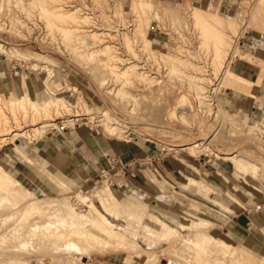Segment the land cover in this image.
Masks as SVG:
<instances>
[{"label": "rangeland", "instance_id": "rangeland-1", "mask_svg": "<svg viewBox=\"0 0 264 264\" xmlns=\"http://www.w3.org/2000/svg\"><path fill=\"white\" fill-rule=\"evenodd\" d=\"M31 1L0 0V172L11 181L0 176V264H264V0H230V11L218 0ZM117 58L143 80L120 74ZM242 64L258 78L238 75ZM36 104L50 114L30 122ZM78 126L144 145L128 161L152 159L133 175L112 170V185L101 169L86 188L28 155ZM17 160L31 181L14 178ZM218 164L232 174L205 172ZM251 199L256 231L228 225Z\"/></svg>", "mask_w": 264, "mask_h": 264}, {"label": "crops", "instance_id": "crops-1", "mask_svg": "<svg viewBox=\"0 0 264 264\" xmlns=\"http://www.w3.org/2000/svg\"><path fill=\"white\" fill-rule=\"evenodd\" d=\"M165 1L175 2L179 0ZM199 1L210 2L211 0ZM216 6L219 9H226L228 11L233 9V4L230 2V0H218ZM241 69L242 71L238 72V75L251 78L256 74V78H258L257 76L260 69L255 70L253 67L245 64H242ZM143 147L144 145L138 142L115 140L106 134L99 133L90 127L88 128L86 126H78L74 127L73 130L64 131L62 136L58 135L57 139L52 142L46 138L40 142H35L32 146H30L28 155L34 162H36V164H44L43 161L45 157L50 156L53 158V160H46L48 169L52 171H49V173H52L54 176H57V174L58 176L67 175L69 178L72 177L74 182H77L79 186L88 188L90 185L95 183L93 180L95 175L98 174L99 170L109 167L108 158L112 156H118L121 162H126L132 157H143V154H148V152H144ZM3 156L7 155L3 154ZM8 159H10V157H8ZM16 163L18 164L16 165ZM167 165L168 164L166 163V166ZM25 166L26 165L24 164H20L19 160L15 162V165L12 163L9 164V168L12 170L11 173L19 182L23 180L31 181L30 176H33V172H31L32 169H28ZM227 168L223 166V164H218L217 166L212 167L211 170H205V172L212 171V173L214 172L219 175L222 174V176L231 175L232 171ZM166 169L169 171L171 179L177 181L178 174H181L182 171L171 164H169ZM255 203L256 201L252 199L250 202H244V204L241 205L243 210L236 208L234 214H231L230 217H227L226 223L238 230L240 228L244 229V227L247 225L249 228L248 231L251 228V230L256 231L255 227L253 226V218L255 215H257L255 214L256 212H254V210L257 211V209L254 208ZM245 211L247 214H245ZM232 227H229V230ZM258 246V248L264 250V241H262L260 244L258 243Z\"/></svg>", "mask_w": 264, "mask_h": 264}, {"label": "bare ground", "instance_id": "bare-ground-1", "mask_svg": "<svg viewBox=\"0 0 264 264\" xmlns=\"http://www.w3.org/2000/svg\"><path fill=\"white\" fill-rule=\"evenodd\" d=\"M32 1H33V0H32ZM32 1H31V2H32ZM38 5H39V4H38ZM72 13L74 14V12H72ZM72 13H71V14H72ZM56 14H57V13H56ZM61 14H62V13H61ZM71 14H70V15H71ZM73 14H72V16H70L71 18L73 17ZM67 15H68V14H67ZM141 16H142V15H141ZM77 17H78V16H77ZM139 17H140V16H139ZM79 18H80V17H79ZM85 18H86V17H85ZM77 19H78V18H77ZM74 20H75V19H72V21H74ZM140 20H141V19H140ZM76 22H77V21H76ZM138 22H139V20H138ZM74 23H75V22H74ZM201 23H202V21H201ZM205 23H206V22H205ZM75 24H76V23H75ZM203 24H204V22H203ZM143 25H144V24H143ZM204 25H205V24H204ZM202 27H203V26H202ZM204 27H205V26H204ZM210 28H211V27H210ZM207 29H208V28H207ZM208 30H209V29H208ZM76 31H77V29H76ZM210 33H211V32H210ZM93 35H94V34H93ZM219 38H220V37H219ZM221 38H222V37H221ZM98 40H99V39H98ZM218 40L220 41L221 39H218ZM221 41H222V40H221ZM221 41H220V42H221ZM218 44H219V42H218ZM221 44H222V43H221ZM108 46H109V45H108ZM224 46H225V45H224ZM110 47H111V46H110ZM220 47H221V46H220ZM227 47H228V46H227ZM216 48H218V45H216ZM106 49H109V48L106 46L104 50H106ZM227 49H228V48H227ZM101 50H103V49H101ZM220 50H221V49H220ZM225 51H226V50H225ZM217 53L220 54L221 52H220L219 50H217V51H216V54H217ZM217 56H218V55H217ZM109 58H110V57H109ZM113 58H114V57H113ZM252 59H253V58H252ZM116 60L119 61L120 64H122V66H124V65L126 64L125 67L119 68V72H120V74H122V75L124 74L125 76L131 77V78L133 77V78H134V81H132L133 83H137V84H138V82L142 81V80H143L142 78L145 77L144 72H140V71H136V72H135V71H133L136 65H135V64H134V65H133V64H130L131 62H128V59H127V62H126V63H125V61H124V60H126V59H123V58H117ZM250 60H251V59H250ZM256 61H257V60H256ZM108 64H109V63H108ZM259 64H260V63H259ZM108 66H109V65H108ZM108 66H107V67H108ZM110 66H111V68L114 67L113 65H110ZM112 66H113V67H112ZM103 67H104V66H103ZM115 67H116V66H115ZM111 71H112V70H111ZM115 71H116V70H115ZM112 72H114V70H113ZM226 73L232 78V72L226 71ZM263 73H264V69H263V72H262L261 76H263ZM124 75H123V76H124ZM226 76H227V75H226ZM229 76H228V77H229ZM124 79H125V78H124ZM126 79H127V78H126ZM238 80H239V79H238ZM242 80H243V79H242ZM128 81H129V80H128ZM128 81H127V82H128ZM130 81H131V80H130ZM130 81H129V82H130ZM226 82H227V81H226ZM123 83H124V82H123ZM130 83H131V82H130ZM131 84H132V83H131ZM224 84H225V83H224ZM226 85H227L228 88H229V87H233V88H234V87H238V88H240L241 91H242V89H244V90H245V93H250L251 96H253V94H254V93H251V89H246V88H244V86L236 85V84H234V83L232 82V80H231V82H229V83L226 84ZM248 86L256 87L257 85H256V83H250V81H248ZM125 96H126V95H125ZM25 99H28V98L24 96L22 99L18 100V102L23 101V100H25ZM57 102H58V100H57ZM11 103H13V102H11ZM58 103H59V102H58ZM31 104H32L33 107H34V108H32V109H34L33 111H36V109H35V105H34L35 103H34V104L31 103ZM44 104H45V103H44ZM49 104H51V103L49 102ZM49 104L47 103V106H48V107H49V106L51 107V105H49ZM60 104H61V103H60ZM36 105H37V104H36ZM53 105H55V102L53 103ZM56 105L58 106L57 103H56ZM61 105H63V104H61ZM13 106H14V105H13ZM37 106H38V105H37ZM45 106H46V105H45ZM45 106H44V108H40L39 106H38L37 108H39V110L42 109V111H43V110L47 107V106H46V107H45ZM59 106H60V105H59ZM59 106H58V107H59ZM63 106H64V105H63ZM50 107H49V108H50ZM67 107H68V106H67ZM12 108H13V107H12ZM56 108H57V107H56ZM61 108H62V107H61ZM61 108L59 107V109H61ZM65 108H66V107H65ZM68 108H69V107H68ZM68 108H67L66 111H70V108H69V109H68ZM53 109H54V107H53ZM53 109H52V111H53ZM63 109H64V108H63ZM47 111H48V110H47ZM52 111H51V113H52ZM54 111L56 112V114H57L58 112H59V113H62V112H60V110H55V109H54ZM54 111H53V112H54ZM62 111H63V110H62ZM75 112H76V111H75ZM49 114H50V113L46 112V110L43 111V112L37 110V112H33V113L31 114L30 117H28V116H27V117L30 119V120H28V121H30V122H35V121H37L39 118L46 117V116H48ZM52 114H55V113H52ZM3 116H4V115H3ZM25 116H26V114H25ZM23 117H24V116H23ZM0 119H1V118H0ZM3 119H4V118H3ZM23 119H24V118H23ZM5 120H6V119H5ZM73 120H74V119H73ZM23 121H25V120H23ZM71 121H72V120H71ZM0 123H1V122H0ZM4 123H5V122H4ZM19 123H20V122H19ZM5 124H6V123H5ZM33 124H34V123H33ZM44 124H45V123H44ZM47 124H48V123H47ZM109 124H110V123H109ZM18 125H20V124L17 123V126H18ZM42 126H45V125H42ZM42 126H40V127H39V126H38V127H35L34 130H37L36 132H39V130H40V128H41ZM104 126H105V125H104ZM109 126H110V125H109ZM3 127H4V126H3ZM5 127H6V126H5ZM9 128H10V127H9ZM108 129H109L110 132H111V131H112V132L114 131L113 133H116V134H119V135L123 133V131H121L120 129H118L116 126H110V127H108ZM5 130H6V129H5ZM115 131H116V132H115ZM24 132H25V131H24ZM34 132H35V131H34ZM17 134H18V133H15L14 135H17ZM21 134H22V133H21ZM19 135H20V134H18V136H19ZM8 137H9V136H8ZM6 140H7V139H6ZM0 141H1V140H0ZM14 145H15V144H14ZM15 147H18V146H15ZM15 149H16V148H15ZM21 153H22V152H21ZM224 156H225V158H229V159H232V158H240V156H238V155H236V154H234V153H225ZM2 167H3V166H2ZM0 168H1V167H0ZM2 169H4V168H2ZM2 169H0V170H2ZM2 171H3V170H2ZM4 171H5V170H4ZM0 176H1V177L3 176V175H1V172H0ZM5 176H6V175H5ZM1 177H0V178H1ZM3 178H4V177H2V180L5 179V178H4V179H3ZM7 178H8V177H7ZM7 178L5 179L6 182H7V180H8ZM0 180H1V179H0ZM0 182H1V181H0ZM9 182H11V181L8 180V183H9ZM12 183H13V182H12ZM5 184H6V183H5ZM5 184H2V185L4 186ZM10 184H11V183H10ZM10 184H9V185H10ZM0 186H1V185H0ZM3 186H2V187H3ZM11 186H12V184H11ZM5 187H6V186H5ZM6 188H9V187H6ZM18 193H19V192H18ZM0 196H1V195H0ZM2 199H4V198H2ZM6 200H7V199H6ZM102 200H103V199H102ZM62 201H63V200H62ZM52 202H54V201H52ZM52 202H51V203H52ZM102 202H103V201H102ZM51 203H50V204H51ZM54 203H55V202H54ZM54 203H53V204H54ZM63 203H64V202H63ZM41 204H42V203H41ZM55 204H56V203H55ZM66 204H67V203H66ZM66 204H64V206H66V207H64V206H63V207H64V208H67V212H69L70 214H72V213L74 214L72 208H70V207H69L68 205H66ZM47 205H49V203H48ZM51 205H52V204H51ZM57 205H58V203H57ZM57 205H56V206H57ZM61 207H62V205H61ZM64 210H65V209H64ZM61 211H62V210H61ZM16 212H17V211H16ZM32 212H35V211H32ZM32 212H31V213H32ZM17 213H18V212H17ZM29 213H30V212H29ZM15 215H16V213H15ZM24 215H25V214H24ZM24 215L22 214L23 217H24ZM62 215H63V213H62ZM66 215H68V213H67ZM75 215H76V214H75ZM75 215H74V216H75ZM8 216H9V215H8ZM101 216H103V215H101ZM153 216H155V215H153ZM68 217H69V215H68ZM83 217H85V216L83 215ZM103 217H104V216H103ZM12 218H13V217H12ZM30 218H31V217H30ZM57 218H58V217H57ZM59 218H60V217H59ZM72 218H73V217H72ZM85 218H86V217H85ZM85 218H84V219H85ZM155 218H157V217L155 216ZM23 219H24V218H23ZM25 219H26V218H25ZM74 219H75V218H74ZM76 219H77V218H76ZM81 219H82V217H81ZM86 219H87V218H86ZM86 219H85V220H86ZM160 219L162 220V218H160ZM160 219H159V220H160ZM21 220H22V218H21ZM9 221H10V220H9ZM75 221H76V220H75ZM88 221H89V219H88ZM21 222H22V221H21ZM21 222H20V224H22V226H24L23 223H25V222H23V223H21ZM58 222H59V221H58ZM71 222H72V221H71ZM85 222H86V221H85ZM93 222H94V221H93ZM77 223H78V222H77ZM83 223H84V221H83ZM83 223H82V224H83ZM87 223H88V222H87ZM87 223H86V224H87ZM89 223L92 224L91 221H89ZM107 223H109V222H107ZM1 224H2V223H1ZM28 224H29V223H28ZM86 224H84V226H85ZM109 224H110V223H109ZM34 225H35V224H34ZM34 225L31 224V227L34 228V227L36 226L35 229H37V225H35V226H34ZM48 225H49V224H48ZM111 225H112V224H110V227H111ZM20 226H21V225H20ZM22 226H21V227H22ZM28 226H29V225H28ZM42 226H43V225H42ZM77 226H78V225H77ZM79 226H80V225H79ZM82 226H83V225H82ZM91 226H92V225H91ZM1 227H2V226H1ZM21 227H20V228H21ZM27 228H28V227H26V229H27ZM52 228H53V227H52ZM76 228H77V227H76ZM79 228H82V227H79ZM23 229H24V228H23ZM28 229H29V228H28ZM40 229H41V228H40ZM47 229H48V228H47ZM47 229H46V230H47ZM30 230H32V229H30ZM53 230H54V229H53ZM83 230H84V228H83ZM85 230H86V229H85ZM85 230H84V231H85ZM89 230H90V229H89ZM109 230H110V229H109ZM111 230H112V229H111ZM11 231H12V230H11ZM26 231H27V232H25V233L28 234V230H26ZM35 231H36V230H35ZM47 231H48V230H47ZM76 231H77V230H76ZM78 231H79V229H78ZM80 231H81V230H80ZM17 232H18V231H17ZM53 232H54V231H53ZM90 232H91V231H90ZM21 233H22V232H21ZM29 233H30V232H29ZM35 233H37V231H36ZM41 233H42V231H41ZM43 233H45V232H43ZM46 233H48V232H46ZM78 233H79V232H78ZM81 233H82V232H81ZM14 234H15V233H14ZM31 234H32V232L30 233V235H31ZM33 234H34V231H33ZM55 234H56V233H55ZM61 234L63 235L64 233H62V232L60 231L59 236H60ZM76 234H77V233H76ZM92 234H93V233H92ZM92 234H90V235H92ZM43 235H44V234H43ZM47 235L49 236V234H47ZM47 235H44V236H47ZM111 235H112V234H111ZM111 235H110V236H111ZM12 236H13V235H12ZM12 236H11V237H12ZM19 236H20V235H19ZM39 236H40V234H39ZM50 236H51V235H50ZM77 236H78V235H77ZM14 237H15V236H13V238H14ZM33 237H34V236H33ZM35 237H36V236H35ZM53 237H54V235H53ZM61 237H62V236H61ZM61 237H60V238H61ZM44 238H46V237H44ZM94 238L96 239V238H99V237H95V235H94ZM20 239H21V238H20ZM32 239H33V238H32ZM50 239H51V238H50ZM90 239H92V238H90ZM17 240H18V239H17ZM27 240H28V239H27ZM58 240H59V239H58ZM58 240H57V241H58ZM92 240H93V239H92ZM19 241H20V240H19ZM25 241H26V240H25ZM25 241H24V242H25ZM28 241H30V240H28ZM52 241H53V239H52ZM54 241H55V240H54ZM69 241H70V240H69ZM93 241H96V240H93ZM98 241H99V240H98ZM10 242H11V241H10ZM22 242H23V241H22ZM24 242H23V243H24ZM31 242H32V241H31ZM35 242H36V241H35ZM48 242H49V241H48ZM16 243H17V242H16ZM23 243H22V244H23ZM26 243H29V242H26ZM33 243H34V242H33ZM33 243H32V244H33ZM63 243H64V242H63ZM65 243H66V242H65ZM67 243H68V242H67ZM72 243H73V242H72ZM94 243H95V242H94ZM96 243H97V242H96ZM96 243H95V244H96ZM99 243H100V242H99ZM219 243H220V242H219ZM36 244H37V243H35V245H36ZM51 244H52V243H51ZM17 245H18V244H17ZM24 245H26V244H24ZM48 245H49V244H48ZM61 245H62V244H61ZM197 245H198V243H197ZM15 246H16V245H15ZM37 246H38V245H37ZM49 246H50V245H49ZM51 246H52V245H51ZM51 246H50V247H51ZM58 246H60V245H58ZM41 247H43V246H41ZM44 247H46V246L44 245ZM198 247H199V246H198ZM201 247H202V246H201ZM12 248H13V247H12ZM19 248H20V247H19ZM57 248H58V247H57ZM199 248H200V247H199ZM35 249H36V248H35ZM43 249H44V248H43ZM46 249H47V248H46ZM48 249H49V247H48ZM48 249H47V250H48ZM36 250H37V249H36ZM49 250H50V249H49ZM38 251H39V250H38ZM43 251H44V250H43ZM55 251H56V250H55ZM57 251H58V250H57ZM233 256H234V255H232L230 258H232ZM233 258H234V257H233ZM229 261H230V259H229ZM233 262H235V261H233ZM239 262H240V261H239ZM1 263H2V264H24L23 261H21V260L15 258V257H14V258H9V259H7L6 261H3V262H1ZM213 263H214V262H213ZM227 263L230 264L229 262H227ZM232 264H233V263H232ZM242 264H243V263H242Z\"/></svg>", "mask_w": 264, "mask_h": 264}, {"label": "built area", "instance_id": "built-area-1", "mask_svg": "<svg viewBox=\"0 0 264 264\" xmlns=\"http://www.w3.org/2000/svg\"><path fill=\"white\" fill-rule=\"evenodd\" d=\"M151 159V157H145L142 159L135 158L127 162H121L118 157L112 156L108 158L109 168L102 169L100 174L105 178L104 180H109L110 185H112L115 178L111 175L112 170H117L121 175H133L134 172L136 173L137 171H140V168L150 162ZM155 173H158L156 172V169Z\"/></svg>", "mask_w": 264, "mask_h": 264}]
</instances>
